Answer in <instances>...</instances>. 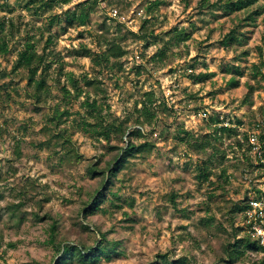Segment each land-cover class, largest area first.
I'll return each instance as SVG.
<instances>
[{
	"label": "rangeland",
	"instance_id": "1",
	"mask_svg": "<svg viewBox=\"0 0 264 264\" xmlns=\"http://www.w3.org/2000/svg\"><path fill=\"white\" fill-rule=\"evenodd\" d=\"M26 1L0 0V20L18 21L17 15L22 13L26 20L39 26L51 13L74 10L87 0H71L67 6L37 15L24 9ZM154 1L158 0H101L86 26L67 32L57 26L52 30L58 37L60 52L53 67L64 65L65 73L78 79L86 74L102 79L114 116H123L151 91L158 99L157 104L165 102L173 109L172 114L161 115L148 135L155 144L150 156L144 161L132 159L120 173L121 180L112 186L111 190L126 200L115 201L121 208L108 200L103 204L105 212L88 216L86 222L83 209L96 192L102 190L101 178H92L87 169L92 162H99V167H104L114 152L105 142L72 129L80 119L81 109L79 100L74 98L66 106L70 114L64 119H67L65 126L82 158L76 161L70 156L54 154L51 148H40L39 143L52 137L54 128L50 120L54 108L58 104L65 108L62 85L53 80L46 105L40 106L39 111L33 110L32 100L26 95L27 79L10 74L27 38L24 26L21 34L10 43L9 53L0 56V179L6 178L0 181L3 197L0 198V264H55L59 258L55 246L49 242L50 221H36L32 201L23 209L27 220L20 227L7 209L16 200L21 187H26L35 200L49 197L42 215L47 212L55 217L60 231L69 235L70 243L84 241L93 246L100 239L96 232L81 228L83 221L92 229L99 227L107 233L109 240L118 241L122 254L99 264H156L163 263V256L172 262L186 257L188 264H216L219 261L215 251L219 252L223 242L231 238V222L225 216L227 206L232 202L240 206L246 197L252 199L264 193V172L256 166L244 169V158L241 153L233 152L229 145L235 147V144L227 136L223 144L219 143L227 152L225 165L232 176L231 184L225 190L199 186L196 163L200 159L177 142L181 128L205 135L212 133L211 117L220 115L221 120L235 124L238 119L244 123L238 138L244 139L243 134H248L250 143L255 146L251 157L254 165L258 164V157L263 153L258 143L257 124L262 125L264 121V78L259 76L254 80L251 69L261 62L258 47L264 48V10L255 26L240 30L243 35L240 43L227 50L221 41L240 23L242 14L226 16L221 9L202 8L201 0H159L162 4L151 14L148 7ZM215 1L211 0L210 4ZM258 6L264 9V0H260ZM119 23L123 25L121 32L117 30ZM143 25L153 31V36L149 37L153 45L146 47L145 41L130 35L122 43L127 50L123 59L116 64L112 61L110 68L104 69L102 74L100 68L92 66L85 49L92 54L103 47L97 41L98 35L104 33L110 39L127 36L128 31L139 33ZM175 30L186 31L190 39L175 45L171 39ZM165 46L171 49V59L166 64H156L152 58ZM244 51L248 56H242ZM193 65L194 69L191 68ZM229 67H239L244 73L239 78L238 88L228 87L232 77L226 72ZM261 69L264 74V67ZM191 73L210 76L204 82H198L188 78ZM257 81L261 83L260 87ZM247 84L258 88L252 106H241L248 92ZM17 140L21 143L20 159H15L13 154ZM114 143L120 145L118 141ZM247 147L248 144L244 149ZM9 160L13 161L10 163ZM173 191L178 193L176 201L181 212L171 208L164 198ZM211 194L215 196L211 198ZM208 215H214L217 220L212 228L202 223ZM244 221V215L238 214L233 223L235 229H243L237 236L240 240L246 232ZM263 255L255 256L254 260L260 264ZM238 264H251V261L244 259Z\"/></svg>",
	"mask_w": 264,
	"mask_h": 264
},
{
	"label": "trees",
	"instance_id": "2",
	"mask_svg": "<svg viewBox=\"0 0 264 264\" xmlns=\"http://www.w3.org/2000/svg\"><path fill=\"white\" fill-rule=\"evenodd\" d=\"M100 1L87 0L79 3L74 10L67 9L61 13H51V16L45 19V23L39 26L34 21L26 20L22 13L17 15L18 21L7 18L0 20V56L9 53L10 43L16 35L21 34L22 26L27 32V38L17 54V59L10 74L23 76L27 79L26 95L32 100L33 110L39 111L40 106L46 105L53 80L62 85L61 90L64 95L63 104L65 108L62 109L60 104L54 108L50 120L54 128L52 137L39 143L38 146L40 148H51L54 154H61L62 157L70 156V159L74 158L76 161L82 158L72 140L68 127L65 126L67 119H64L65 117L68 118L70 114L66 106L71 104L74 98L79 100L81 109L78 113L80 119L76 127L73 125L72 129H79L87 136L95 138L98 142H105L106 146L114 152L112 159L107 161L104 167H99V162H92L87 169L92 178H101L99 184L102 190H98L92 197L91 202L83 209V220L85 222L88 221V216L99 211L105 212L103 204L108 200L116 208H121V205L115 204V201L126 200L122 199L118 193L113 192L111 190L112 186L116 181L121 180L119 177L120 173L127 168L132 159L144 161L150 156L155 148V144L148 139L151 129L158 124L161 115L164 113L172 114L173 111V109L168 108L165 102L157 104L158 99L151 91L145 93V99L136 101L133 108L125 112L123 116H114L110 111L108 89L102 79L88 74L82 79H78L70 73H65L64 65H58L56 69L53 67L58 62L57 59L60 53L57 49L58 37L52 32L53 28L57 26L63 32H67L71 28L86 26L91 21V15L95 13ZM201 2L202 8L221 9L226 16L242 14L240 23L236 25L235 29L227 33L221 41V45L227 50L240 43V37L243 36L239 33L240 30L246 26H255L257 19L263 14L264 10L258 6L260 0H216L213 4H210L211 0H201ZM70 3L71 0H27L24 9L37 15L38 13L52 12L56 8L67 6ZM160 4L162 3L159 0L154 1L148 7V12L154 13ZM144 23H147V21ZM117 30L121 32L123 25L119 23ZM130 35L133 38L145 41L146 47L153 45L149 41V37L153 36V31L145 25L141 27L139 33L128 31L127 36L119 35L113 39H110L107 34L101 33L97 36V41L103 47L92 54L85 49V54L90 58L92 66L100 68L99 72L102 74L104 69L110 68L112 61L113 64H116L123 59L127 54V50L122 43ZM171 39L175 42V45H179L189 40L190 35L184 30H175L171 35ZM170 50L168 46L159 50L152 58L153 62L161 65L166 64L171 59ZM258 50L261 62L253 65L251 69L254 80H258L259 76L264 78L261 69L264 67V48L258 47ZM242 56H248V52L244 51ZM194 67V65L191 66L192 69ZM226 72L232 75L228 81V87L231 89L238 88L240 86L239 78L244 76L243 71L239 67H229ZM5 75L6 73H4ZM209 76L206 73L199 75L191 73L188 78L204 82ZM257 83L260 87L261 83L259 81ZM247 88L248 92L241 102V106H252L254 92L258 87L247 84ZM1 92L2 87H0V97ZM7 96L10 97L9 94ZM82 97L85 98L81 101ZM262 113L264 114V107H262ZM209 122L211 128H213L212 133L201 135L181 128L179 130L180 134L177 136L178 144L183 145L187 152L197 155L200 159L196 163V180L199 186L208 185L212 188L225 190L231 184L232 176L227 173L225 165L227 152L219 145V143L223 144L222 141L225 136L233 140L235 147L231 144L229 145L233 152L241 153L244 158L246 162V166H243L244 169L256 166L257 169L264 172V121L262 125L256 123L257 128H259L258 143L260 150L263 151L261 156L258 157L257 165H254V160L251 157V152L255 146L250 143L251 139L248 134H243L244 139L238 138L239 130L244 125L241 120L237 119L236 124L227 123L221 120L220 115H217L211 117ZM50 131L48 128V133ZM114 141H118L120 145L113 144ZM246 144H248L247 150L244 149ZM13 154L15 159L22 157L19 140L15 142ZM12 161L9 160L10 163ZM237 166L234 165V167ZM2 180H6V178L0 179V181ZM20 189L16 200L10 203L7 209L10 210L16 220V225L20 227L27 220V213L23 209L32 201L34 205L32 214L36 221H50L49 242L55 246V252L57 257H59L57 260L55 259V264H99L102 261L110 262L114 256L122 254L119 251L120 243L118 241L109 240L107 233L102 232L99 227L92 229L84 221L80 222L81 228L86 232H96L100 239H97L93 246L88 245L84 241H79L77 244L70 243L69 235L60 231L58 220L47 212L42 215L44 204L49 201V197L35 200L26 187H21ZM109 195L112 198H109ZM261 195L264 196V193ZM214 196L215 194H211V198ZM0 198H3L1 193ZM164 198L167 199L171 208L176 212H181L179 203L176 201L178 198L176 191L167 194ZM249 201L250 199L246 197L240 202V206H238V203L233 202L230 203L231 206H227L225 216L229 217L231 222V238L223 242L219 252L215 251V256H217L219 261L216 264H238L244 259L251 261V264H258L259 261L254 260L255 256L258 257L261 253H264V248L257 239L252 237L248 227L245 228L246 232L243 238L241 240L237 239L243 229H235L233 223L236 215L245 214L250 207ZM124 214L126 217L128 216L127 213ZM129 220H131V217H129ZM202 223L205 227L212 228L217 224V220L214 215H208L203 219ZM220 229L223 230L222 227ZM11 246H14V244H11ZM161 259L164 260L163 263L157 262L156 264L189 263L186 257L179 258L173 262L167 260L165 256L161 257ZM260 264H264V255Z\"/></svg>",
	"mask_w": 264,
	"mask_h": 264
},
{
	"label": "built area",
	"instance_id": "3",
	"mask_svg": "<svg viewBox=\"0 0 264 264\" xmlns=\"http://www.w3.org/2000/svg\"><path fill=\"white\" fill-rule=\"evenodd\" d=\"M250 207L246 210L245 223L252 237L259 241L264 248V196H257L249 201Z\"/></svg>",
	"mask_w": 264,
	"mask_h": 264
}]
</instances>
